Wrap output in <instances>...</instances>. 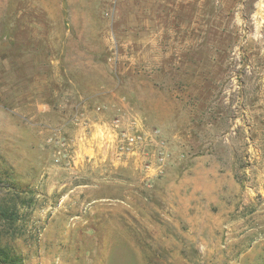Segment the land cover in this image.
<instances>
[{
    "label": "rangeland",
    "instance_id": "obj_1",
    "mask_svg": "<svg viewBox=\"0 0 264 264\" xmlns=\"http://www.w3.org/2000/svg\"><path fill=\"white\" fill-rule=\"evenodd\" d=\"M6 202L21 264H264V0H0Z\"/></svg>",
    "mask_w": 264,
    "mask_h": 264
},
{
    "label": "trees",
    "instance_id": "obj_2",
    "mask_svg": "<svg viewBox=\"0 0 264 264\" xmlns=\"http://www.w3.org/2000/svg\"><path fill=\"white\" fill-rule=\"evenodd\" d=\"M17 205L12 202L8 205L0 204V221H3L7 227L13 228L18 219ZM0 264H21L20 258L12 253V251L5 245H2L0 238Z\"/></svg>",
    "mask_w": 264,
    "mask_h": 264
},
{
    "label": "built area",
    "instance_id": "obj_3",
    "mask_svg": "<svg viewBox=\"0 0 264 264\" xmlns=\"http://www.w3.org/2000/svg\"><path fill=\"white\" fill-rule=\"evenodd\" d=\"M139 137L137 136H132V137H127V144L129 146H133L134 144H137V142L139 141Z\"/></svg>",
    "mask_w": 264,
    "mask_h": 264
}]
</instances>
